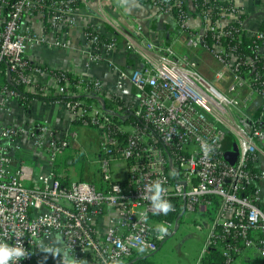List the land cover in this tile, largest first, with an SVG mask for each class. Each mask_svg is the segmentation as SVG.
<instances>
[{"label":"built area","instance_id":"1","mask_svg":"<svg viewBox=\"0 0 264 264\" xmlns=\"http://www.w3.org/2000/svg\"><path fill=\"white\" fill-rule=\"evenodd\" d=\"M106 3L0 0V70L5 62L8 80L0 84V109L10 112V102L20 98L17 87H21L26 93L54 97L53 101L65 106L70 122L90 126L100 134L94 159L98 181L90 182L55 172L54 162L76 139L73 126L63 135L53 132L45 120L25 127H0V239L15 243L16 235H23L29 255L17 264H60L59 256L39 248L67 250L89 264H103L104 259L118 255L127 264L137 255L155 252L176 233L186 213H196L204 218L203 223L195 221L196 227L206 230L196 264L211 250L221 253L222 264H233L249 249L257 251V264H264V204L259 188L264 168L257 167L259 158L264 159L259 145L264 132L246 115L252 93L264 95V65L257 69V63L264 62V28L247 33L232 4L218 9L214 21L211 7L201 10L198 15L205 26L188 32L186 45L203 49L222 66L215 74L217 85L201 73L195 59L177 53L170 45L143 39L138 26L137 44L127 46L143 66L127 72L108 60L117 93L107 97L99 79L52 69L30 52L37 45L69 49L61 35L77 26V5L88 16H102L107 22ZM148 3L162 13L173 14L177 27L187 30V0ZM37 22L54 38L36 33ZM113 30V35H108L95 24L82 30L90 61H101L119 47L121 32L114 26ZM243 34L251 38L252 54L238 51ZM127 86L136 90V101L121 99L119 92ZM244 88L252 93L241 96ZM63 96L73 98L57 99ZM21 135H28L51 164L34 185L26 183L31 179L26 166L10 170L8 143ZM226 135L236 146L235 165L223 159L229 150L219 149ZM202 142L212 151L206 153ZM118 162H124L123 176H118L113 166ZM157 179L166 181L164 187L174 206L167 215H155L149 202L141 198L146 185ZM158 223L168 228L162 238L154 230ZM54 236L60 237V245L55 244ZM141 247L143 252L138 250Z\"/></svg>","mask_w":264,"mask_h":264},{"label":"crops","instance_id":"2","mask_svg":"<svg viewBox=\"0 0 264 264\" xmlns=\"http://www.w3.org/2000/svg\"><path fill=\"white\" fill-rule=\"evenodd\" d=\"M89 1L93 3V0ZM221 1L229 2L239 10L243 19V29L247 33L260 28L264 20V0ZM107 2V8L103 9L106 16L105 20H108L107 22L101 18L102 16H96L95 18L88 16L82 6L77 5V26L66 30L61 35V40L69 44V49L37 45L31 49L32 55L38 57L45 65L52 69H63L71 74L81 72L89 78L99 79L103 85L105 94L107 97H110L116 94L117 91L115 89V73L111 65H109L108 60L116 67L127 72L143 66V62L139 56L127 46V43L137 44L140 35H138L136 28L141 26L142 32L140 34L143 39L158 44L170 45L177 53L188 54L198 62L201 70L205 74H209L210 77L212 76V72L209 68H205V64L213 66L215 73H213L214 76H212L211 80L215 78V74L218 71L215 64L218 62L207 52H200L198 49L189 48L186 45L188 32L200 31L205 26L201 17L194 12L195 8L191 0H187L185 5L188 11L187 30H181L177 27L173 14L158 11L148 3V0H107ZM228 19L234 20V16H228ZM90 24H95L102 32L108 35H113V26L121 32L118 35L122 41L119 47L106 54L103 60L97 62H92L88 59V46L81 35L82 30ZM34 29L38 34H44L50 39L54 38L51 31L38 22L35 23ZM261 55L264 61V41L262 42ZM128 88H131V86H127L123 92H119L121 99L129 102L136 101V90V95L132 98L128 93ZM246 93H252V91L249 88H244L241 96ZM39 97L28 99L26 104L20 103L18 99L11 100L9 105L10 112L0 109V127L11 124L25 127L39 124L45 120L53 132L63 135L68 127L75 126L76 123L70 122L68 112L62 102H46ZM260 112H262V115L258 119ZM246 115L251 120L256 121L257 125L264 132V95L252 93V100L246 109ZM8 145L12 158L10 170L16 171L20 165H24L31 171V179L26 181L27 185L36 184L39 178L50 170L51 164L46 153L41 149L35 148L28 135L13 138ZM259 145L264 150V137L259 140ZM79 150L84 154L83 150ZM97 152L98 144L94 153L95 157ZM257 167L264 168V159L259 158ZM93 174L89 175L88 179L85 180L90 182L98 181L95 172ZM259 188L261 200L264 204V182L259 184ZM197 260L194 264H196ZM259 261L257 251L249 249L235 260V264H257Z\"/></svg>","mask_w":264,"mask_h":264},{"label":"rangeland","instance_id":"3","mask_svg":"<svg viewBox=\"0 0 264 264\" xmlns=\"http://www.w3.org/2000/svg\"><path fill=\"white\" fill-rule=\"evenodd\" d=\"M200 52H205L203 49H198ZM200 58V57H198ZM198 68L201 73L208 79L211 80L213 73H215L213 66L205 64V68H209L212 72V76L205 74L197 62ZM219 71H222V66L218 63L215 64ZM215 84L220 83L214 78L211 80ZM128 93L132 98L136 95L135 90L131 87L128 88ZM73 129L77 132L76 139L71 142V145L77 149L84 151L83 162L76 164L74 167L81 172L82 179H88L89 175H94L93 172L96 170V164L94 163L95 151L97 148L98 140L100 139L99 132L86 125L76 123ZM116 168L117 175H124V162H118L113 164ZM95 176L98 179V175L95 172ZM78 180L77 177H75ZM199 223L204 222V218L196 213H186L182 222L179 224L178 230L175 234L169 236L164 240L159 248L155 251L152 259L155 264H194L199 255L201 254V249L205 240L206 230L198 229L196 227L195 221ZM54 242L58 246L61 244V239L59 236H54ZM235 264V262L233 263ZM250 264V263H248Z\"/></svg>","mask_w":264,"mask_h":264},{"label":"trees","instance_id":"4","mask_svg":"<svg viewBox=\"0 0 264 264\" xmlns=\"http://www.w3.org/2000/svg\"><path fill=\"white\" fill-rule=\"evenodd\" d=\"M193 6L195 8V13L199 14L201 10L205 9L206 7H211L213 10V16H212V21H214L217 16H216V11L222 7H226L228 4H231L229 2L221 1V0H192ZM174 15H176L177 11L174 8ZM260 28H264V20L260 26ZM238 51L243 54H252V49H251V38H248L244 34L241 35L239 43H238ZM258 68L262 69V65H264V62H258L257 63ZM7 64L3 62L1 64V70H0V84H7ZM242 71H246V67L242 69ZM264 77V76H263ZM17 90L20 92V98L18 99L20 103L26 104L28 99H32L35 97H39L35 94H30L26 93L22 90L21 87H17ZM44 99L46 102H51L54 100V97H39ZM73 97L71 96H63L61 98L57 99H72ZM76 98V97H75ZM77 98L80 99H87V100H94L92 97H87V96H78ZM236 148L235 143L229 135H226L221 142L220 145V151H226V150H232V148ZM84 154L77 148L72 147L69 145L63 155L58 158L54 162V168L55 172L57 173H66V175H72L73 177H77L78 179H81V172H79L76 167H74L76 164L78 165L79 163L83 162ZM67 175V177H68ZM253 187V186H252ZM250 187V188H252ZM155 252H152L150 254H142V255H137L130 260H128L127 264H155L152 256ZM223 263V257L221 253L218 250H211L207 254H205L201 260L200 264H222Z\"/></svg>","mask_w":264,"mask_h":264},{"label":"clouds","instance_id":"5","mask_svg":"<svg viewBox=\"0 0 264 264\" xmlns=\"http://www.w3.org/2000/svg\"><path fill=\"white\" fill-rule=\"evenodd\" d=\"M201 147L206 153L212 151L211 147L206 142H202ZM165 183L166 181L163 179L151 181L146 185L143 192H141V198L149 202L155 215H167L174 207L168 199V190L164 187ZM142 215H144L146 220L147 214L143 213ZM154 230L159 238H162L168 233V228L164 223L156 224ZM22 237V234H17L15 243H9V240L0 239V264H17L18 261L29 255L28 249H26L22 243ZM39 249L44 253L51 254L53 257L59 256L60 264H89L87 259H77L74 255H70L67 250L55 248ZM138 250L143 252L145 249L141 247ZM103 264H123V262L118 258V255H113L104 259Z\"/></svg>","mask_w":264,"mask_h":264},{"label":"water","instance_id":"6","mask_svg":"<svg viewBox=\"0 0 264 264\" xmlns=\"http://www.w3.org/2000/svg\"><path fill=\"white\" fill-rule=\"evenodd\" d=\"M236 148H232V150L226 151L223 154V159L227 161L230 165H235L237 152L235 151Z\"/></svg>","mask_w":264,"mask_h":264}]
</instances>
